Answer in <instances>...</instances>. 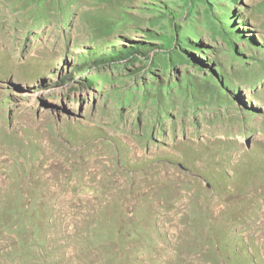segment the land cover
Listing matches in <instances>:
<instances>
[{"label": "rangeland", "instance_id": "374dc122", "mask_svg": "<svg viewBox=\"0 0 264 264\" xmlns=\"http://www.w3.org/2000/svg\"><path fill=\"white\" fill-rule=\"evenodd\" d=\"M4 213L0 264H264V0H0Z\"/></svg>", "mask_w": 264, "mask_h": 264}, {"label": "trees", "instance_id": "16d2710c", "mask_svg": "<svg viewBox=\"0 0 264 264\" xmlns=\"http://www.w3.org/2000/svg\"><path fill=\"white\" fill-rule=\"evenodd\" d=\"M23 216L24 215L22 213H11V216H7L6 213H4V218L2 217V219H0V226H2V228L10 230L9 226L17 225L12 230L15 231L17 235L24 236L25 230H23V227L20 226V222L23 221Z\"/></svg>", "mask_w": 264, "mask_h": 264}]
</instances>
